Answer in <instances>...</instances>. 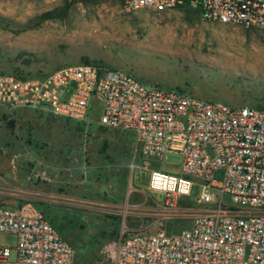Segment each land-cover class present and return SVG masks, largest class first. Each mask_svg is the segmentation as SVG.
Returning a JSON list of instances; mask_svg holds the SVG:
<instances>
[{
	"label": "rangeland",
	"instance_id": "obj_1",
	"mask_svg": "<svg viewBox=\"0 0 264 264\" xmlns=\"http://www.w3.org/2000/svg\"><path fill=\"white\" fill-rule=\"evenodd\" d=\"M46 13L53 18L44 20ZM85 62L231 109L264 107V28L202 21L190 6L128 13L116 0H0V74L40 78ZM90 114L91 126L96 113ZM80 128L43 111L10 114L0 107V205L31 202L58 217L57 227L71 231L67 242L77 264L97 262L102 245L120 233L191 226L203 209L197 190L168 208L163 194L146 189L153 165L134 155L132 134L107 130L115 150L104 163L93 155L99 140L77 136ZM74 151L81 156L77 167L89 171L76 178L72 202L63 203L47 179L54 167L74 166ZM162 164L178 174L181 157L166 155ZM68 215L78 224L68 227ZM0 245L15 256L13 236L0 235Z\"/></svg>",
	"mask_w": 264,
	"mask_h": 264
},
{
	"label": "built area",
	"instance_id": "obj_2",
	"mask_svg": "<svg viewBox=\"0 0 264 264\" xmlns=\"http://www.w3.org/2000/svg\"><path fill=\"white\" fill-rule=\"evenodd\" d=\"M74 1V0H73ZM124 12H165L185 0H116ZM202 21L264 28V0H189ZM0 107L46 112L134 136L153 166L148 190L168 208L190 197L203 209L191 226L106 241L94 264H264V109H231L220 102L146 84L90 62L40 78L0 74ZM179 155L178 174L165 172ZM228 199L227 201L225 199ZM0 235L15 238L13 258L0 245V264H77L74 249L31 202L0 205Z\"/></svg>",
	"mask_w": 264,
	"mask_h": 264
},
{
	"label": "crops",
	"instance_id": "obj_3",
	"mask_svg": "<svg viewBox=\"0 0 264 264\" xmlns=\"http://www.w3.org/2000/svg\"><path fill=\"white\" fill-rule=\"evenodd\" d=\"M151 85H153V84H151ZM168 90H170V89H168ZM43 113L47 114L46 112H43ZM90 115L91 114H89L87 122H77V121H71V120H67V119H62V120L70 121L72 123H77L78 125L81 126V128L78 129L80 134L77 133V136H80L81 138H83V137H87L88 135H90L91 137H95L97 140H99V141H97L98 142L97 148H99V149H98V151L93 152V155L95 156L94 153H96L97 156H99L101 158L102 162L107 163V161H109V159H110L109 152H114V150H115V149H113L114 147L112 146V144L108 140V138H104L105 133H107L108 129H102L98 125L97 114L95 117L96 118L95 122H93L92 125L90 126L91 122L89 120H90V118H92V117H90ZM94 126H96V127H94ZM109 130H111V129H109ZM111 131L114 132V131H119V130H111ZM119 132H122V131H119ZM87 145H89V143H87ZM134 155L141 156L138 143H137V148L135 149ZM80 158H81L80 154L77 151H74V166L73 167H66V169L54 167V171H52V174L54 175L52 177V180L50 179L51 177L49 179H47V181H52V183H53L52 186H54V188L56 190L62 192L61 197H62L63 203L72 202L69 200H73L75 198V197L71 196L69 193L70 192L74 193V191L78 192V190H79V187H78L79 184L75 182L76 178H79V179L84 178L85 179L88 175V171H89L88 169L89 168H84V167H80V166L77 167L76 163L80 161ZM130 176H131V178H133L132 173ZM148 176H149V173H148ZM45 185H48V183L45 182ZM81 185H83V184H81ZM49 186H51V185H49ZM146 189L148 190V180L146 183ZM144 232H154V231H143L142 230V231H137V232H134L131 234H125V235L131 236V235H134L137 233H144ZM120 235H121V233H120ZM125 235L123 234V236H125ZM112 239H114V238H112Z\"/></svg>",
	"mask_w": 264,
	"mask_h": 264
},
{
	"label": "trees",
	"instance_id": "obj_4",
	"mask_svg": "<svg viewBox=\"0 0 264 264\" xmlns=\"http://www.w3.org/2000/svg\"><path fill=\"white\" fill-rule=\"evenodd\" d=\"M80 1H88V0H74V2H80ZM185 6H189V0H185V2H184V4H182V5H179V6H177L176 8H183V7H185ZM53 18V15H51L50 13H46V14H44L43 15V19L44 20H47V19H52ZM85 63H87V62H85ZM257 109H264V107H260V108H257ZM8 126L10 127V128H12L13 127V122H11V123H8ZM36 207H37V209L42 213V215L48 220V222L57 230V232L59 233V235L67 242L68 240H67V236L70 234V230L69 229H67V230H60L58 227H57V223L59 222L58 221V217H53V216H49V215H46L44 212H42L41 210H40V208L36 205V204H34ZM65 212H67V211H65ZM67 214H68V212H67ZM63 220L66 222V225L68 226V227H71V226H74L73 224H78L77 223V221H75V219H71V216H64L63 217ZM63 221V222H64ZM74 221V222H73ZM65 224V223H64ZM62 231V232H61ZM64 231V232H63ZM111 235H113V234H111ZM126 236V235H125ZM68 244H69V242H68Z\"/></svg>",
	"mask_w": 264,
	"mask_h": 264
},
{
	"label": "bare ground",
	"instance_id": "obj_5",
	"mask_svg": "<svg viewBox=\"0 0 264 264\" xmlns=\"http://www.w3.org/2000/svg\"><path fill=\"white\" fill-rule=\"evenodd\" d=\"M262 68H264V65H262Z\"/></svg>",
	"mask_w": 264,
	"mask_h": 264
}]
</instances>
